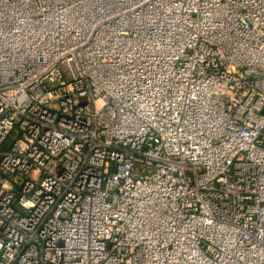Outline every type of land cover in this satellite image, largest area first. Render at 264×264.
Masks as SVG:
<instances>
[{"label": "built area", "instance_id": "obj_1", "mask_svg": "<svg viewBox=\"0 0 264 264\" xmlns=\"http://www.w3.org/2000/svg\"><path fill=\"white\" fill-rule=\"evenodd\" d=\"M0 264H264V0H0Z\"/></svg>", "mask_w": 264, "mask_h": 264}]
</instances>
